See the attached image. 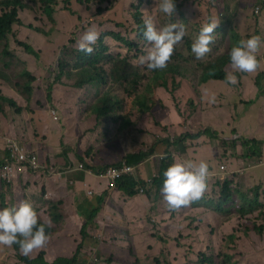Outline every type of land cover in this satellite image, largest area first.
Segmentation results:
<instances>
[{
    "label": "rangeland",
    "instance_id": "1",
    "mask_svg": "<svg viewBox=\"0 0 264 264\" xmlns=\"http://www.w3.org/2000/svg\"><path fill=\"white\" fill-rule=\"evenodd\" d=\"M208 1L202 0L201 6L204 14L207 13ZM258 2L261 4L259 16L253 13L257 3L253 6V3L248 0L244 5L236 8V15L232 22L225 26L228 31L225 36L222 37L223 31H215L217 38L210 44V48L215 47L212 57L223 53L226 47H230L233 44L232 37L235 38L236 34H240L242 39L253 35V32L264 36V29L257 26L259 19L264 16V0ZM30 4L33 9L19 11L21 24L14 27L16 34L9 36V50L15 56L14 58L5 57L2 54L6 41L0 40V58L3 59V64H0V87L7 86L5 90L0 89V95L6 98V102L2 104L3 110L0 111V132L3 133L0 141L1 138L13 137L28 149L35 150L41 159L43 169L31 175L33 181L24 185L22 192H19L13 183L0 184V203L6 202L8 205H12V203L18 204L21 200L28 199L34 208L40 209V217L47 221L49 216L46 203L51 200H44L46 195L43 196V193L46 191L42 187V177H47L53 166L50 159L48 162L44 159L51 151L58 154L62 150V145H68V137L76 138L77 143L78 137L82 133L81 129H91L90 127L94 126V130L91 131L93 133L91 146L93 145L94 148H87L85 154L89 153V150L95 154V163L114 162L117 164L128 153L149 152L155 145L159 146L157 153L136 165L134 175L139 180L154 178L159 169L161 154H165L167 148L176 158L192 159L197 162L205 160L208 164L213 157L220 156V159L217 160L218 168L215 170V176L221 177V180L215 178L214 185L206 184L208 189H205L202 195L206 196V199L192 201L176 210L167 207L166 201L160 196V192L157 191L153 183L152 186L151 184L146 186L149 188L147 193L145 191L144 195H140L137 192L132 201L124 198L128 195L114 188L110 191H117L123 195L112 197L110 193L106 194L107 192L102 194L95 192L90 195L89 190L92 186H87L83 192L78 193V202L82 203V207L75 210L78 217L82 218L79 224L69 221L66 224L71 206L68 201H72L71 196L67 195L65 201L58 200L62 202L66 213L64 221L66 226H61L55 234L49 237L45 248L51 249L56 255L63 253V257H68L67 253L74 252L79 244H83L84 247L80 253L82 258L79 264H200V254L203 252L208 255L214 253L215 262H217V256L220 253L227 252L233 256L236 264H264V234L261 235L259 231L255 230L263 221L264 216L253 214L248 217L246 223H237L235 219H231L230 222H234V224L230 230L229 226L223 229L221 225L223 222L220 221L217 222L216 229L211 213L212 201L219 193L216 181H223L225 176L232 179L234 187L247 196H250L248 192L250 188L258 186L260 188L259 199L264 205V188L261 183V178L264 179V96L257 94L254 84L257 78L262 77L261 68L251 73L236 72L233 69L230 72H234L237 76L236 84L211 80L203 87L200 86L198 90L190 88L193 84V76L190 73L187 74L188 78L186 79L170 74L168 75L169 81L174 78L175 82L180 83L174 96L165 92L163 88H159V101L151 103L150 111H141V113L138 108L128 109L124 87L123 85L115 86L112 77H107L103 84H90L83 88H77L75 83L78 74L75 71L72 72L73 79L64 77L65 86H61L58 91L53 93L54 101L50 103L48 95H51L53 91L48 88L50 77L46 76L58 48L67 43L69 37L74 40L71 45L78 47V41L84 31L90 27L95 28L99 34H104V41L109 47L110 53L127 56L131 62L135 63V60L139 61L140 55L146 52L148 45L144 43L143 38L137 36L138 27L134 20V13L139 10L142 19L149 15L152 16L157 27L160 26L159 17L164 13L159 11L158 0H71L70 5H66L65 0H56L54 21H51L40 2H30ZM212 13L213 18L219 23L225 19L227 10L224 0H217L216 5L212 7ZM190 18L198 20L195 16ZM36 28L44 30L47 35L36 32L38 31ZM111 33L120 34L130 42H141L143 52L136 58L135 47L130 49ZM23 42L33 46L36 51L40 52V56L37 57L27 52ZM184 49H188V45ZM263 53L264 42L261 43L257 54ZM75 56V53L67 51L66 58L70 63H73L72 59ZM188 56L191 58L190 56L194 57V54L190 53ZM20 59H26L28 62L24 65ZM191 60L196 62L200 59L191 58ZM262 68V72H264V62ZM25 69L30 70L36 77L33 80V93H28L24 87L27 79L23 77L22 73ZM186 81L189 86L186 85ZM146 84L147 81L140 86L142 93H146ZM262 84L264 86V82ZM107 94L113 97L112 104L116 108L111 109L110 112L118 110L114 114L118 119L111 123L108 121V123L113 132L114 129H120L126 142L120 143V132L112 138H107L108 124L105 126L102 122L103 119L95 115L92 112L93 108H90L91 105L93 107L98 105V100ZM212 94H215V103L208 102V97ZM53 102L55 104L63 103L64 108H56L53 106ZM55 109H58V116L57 113L55 116L53 115ZM95 118L98 120L97 124ZM203 125L208 129V132L215 134L212 143L210 134L204 129V133L198 139H193L192 142L189 139L184 141L183 138L176 142L175 146L173 144L171 147L167 146L169 143L166 141L167 139L172 138L173 141H177L180 135L201 129ZM76 129H79L78 132ZM233 131L239 133L236 140L232 136L235 134ZM88 132L86 131V134ZM203 138L209 141H202ZM249 139L256 142L258 149L256 156L241 144L242 141ZM115 140L117 142H113ZM160 141L164 142L159 143ZM36 144L37 148L35 149ZM66 151L79 152V147L75 149L73 146L72 150L66 149ZM181 153L185 154L181 156ZM45 161L51 164L50 167ZM77 163L76 159L74 164ZM223 165L226 166V174ZM103 167L106 166H99L98 169ZM83 174L85 177H90L85 172ZM67 178H75V173L68 174ZM34 179L40 181L37 186ZM99 181L100 178L93 177L85 182L93 183L99 187ZM106 181L111 188L113 186L111 181L108 179ZM27 193H32L37 200H34V196L27 197ZM101 196L104 203L98 218L102 215L103 208H112L111 205H107L110 204L109 200L112 197L116 201L113 202V205L118 206L114 216H121L122 218L119 220L132 224L133 227L108 225L105 230L100 228V234L97 229L88 228V231L90 230L89 232L93 234V238L83 239L81 237L82 226L79 227V225L84 223L93 209L90 206L91 199ZM215 203H218V200ZM213 214L223 218L215 213V210H213ZM103 220L107 221L105 217ZM243 224L252 226L249 231L251 233L246 240H239L238 233L243 232ZM231 232L238 242L230 240L229 249H226L224 243ZM58 233H61L64 238L56 235ZM108 236L111 237V240L108 239ZM127 237L128 239H126ZM124 242L125 244H122ZM8 248L9 246H0V264H18V257L14 256L12 251L4 252V249ZM130 249L139 257L140 263L134 256H127V254L131 255ZM39 251V249H35L29 255L33 258L43 255L45 261H51L45 252L40 253ZM85 253L86 256H83ZM49 255H52L51 252ZM110 257L113 259L109 260Z\"/></svg>",
    "mask_w": 264,
    "mask_h": 264
},
{
    "label": "trees",
    "instance_id": "2",
    "mask_svg": "<svg viewBox=\"0 0 264 264\" xmlns=\"http://www.w3.org/2000/svg\"><path fill=\"white\" fill-rule=\"evenodd\" d=\"M248 0H224V6L227 10V15L223 21L218 23L216 29L214 31H223V36L227 34V28L225 27L227 24H230L233 20V18L236 15V8L238 6H242L245 4V2ZM254 6L256 1L250 0ZM30 2H40L44 12L47 14L48 18L51 19V21H54L53 14L55 13V5L56 0H0V40H5L6 44L4 46V51L2 54L5 57L14 58L15 56L12 54V52L9 50V36L15 35V29L14 27L21 24V20L19 17V11L24 9H33ZM66 5L71 4V0H65ZM217 3V0H209L206 14H204V11L202 10V0H176V7L175 12L172 17H168L165 14L163 16L160 15L159 19V25L162 26L163 24L169 23V22H183L185 25V35L182 38L183 41H185L181 46L176 44L174 46L173 53L171 54V57L169 61L167 62V67L162 70H149L144 65L140 64L138 60H135L136 62H131L130 59L127 56H120L115 55L109 52V47L105 44L104 41V34H100V38L97 40L96 44L93 46L94 51L91 54H84L80 51H78V47L72 46L71 44L74 43V40L69 37V40L67 43H64L59 47V50L57 52L56 58L54 59L53 63L50 64L48 75L46 77H50V84L48 85L49 89H52L53 87L57 86L58 84H64L63 80L64 77L67 78H74V75L72 72L76 71V74H78V79L75 83V86L77 88H83L86 85L90 84H103L106 82V78H113L115 81V86L123 85L124 91H125V100L128 104L129 110H134L136 108L139 109V113L141 111H147L151 110L152 105L151 103H156V101H159V88H163L165 92L170 94L171 96H174V92L177 91L180 87V83L175 82L174 78L172 81L168 80V75L173 76H180L184 79L188 78L187 74L190 73L193 77L192 81L193 84L190 87L193 90H198L200 86L203 87L205 83L208 81H225L224 77L227 72L233 71V68L230 63V59L228 56L229 49L236 44L240 39H242V36L240 34H236L235 38L232 37L233 44L229 47H226L224 52L218 55H215L210 58H201L199 62H194L191 60L193 56H190L191 53L190 45L192 41L195 38V36L198 34L200 28L202 25L206 22H208L210 19H213V13H212V7L215 6ZM252 6V7H253ZM259 12H255L253 10V13L255 15L259 16ZM203 14V16H201ZM197 17L198 20L195 21L193 18L190 17ZM189 18V19H188ZM264 16L261 18L263 19ZM188 19V20H187ZM261 19H259L257 26L262 27L261 25ZM134 20L138 27L137 32L139 37L143 38L142 32H143V19L142 14L139 10H136L134 13ZM187 20V21H186ZM186 21V22H185ZM54 23V22H53ZM224 23V24H223ZM222 24V25H221ZM257 27V30H258ZM263 28V27H262ZM264 29V28H263ZM36 32L47 35V33L44 32V30L36 28ZM259 31V30H258ZM117 39H119L122 44L125 46L136 49V58L139 57V54L143 52V48L141 47V42H130L127 39L124 38V36H121L120 34H114ZM252 34H256L253 32ZM49 35V34H48ZM262 42H264V36L261 35ZM235 41V42H234ZM144 43H147L144 41ZM26 49L27 52H29L32 55H35L37 57L40 56V52L36 51L33 46H31L28 43L23 42L22 43ZM188 45V49H184L185 46ZM139 46V47H138ZM70 50L72 54H76V56L72 59L73 63H70V61L66 58L67 51ZM257 57L260 61V66L258 68H261L260 74H262L261 78H257L254 81L257 94L259 96H264V86L262 82H264V72H262V66L264 62V53L263 54H257ZM196 59V58H194ZM19 62V59H18ZM20 62L22 64H26L20 59ZM189 63H195V64H189ZM0 64H3V59L0 58ZM7 65V63H5ZM52 68V69H51ZM23 77L27 79V82L25 83L24 87L27 89L28 93H33V80L36 79L35 76L31 73L30 70L25 69L22 73ZM259 74V75H260ZM258 75V76H259ZM257 76V77H258ZM147 81L146 84V93H142L140 86L143 82ZM187 86V81L185 82ZM32 97V96H31ZM52 97L53 94L48 95V101L52 103ZM118 99V98H117ZM130 99V101H129ZM113 97L110 94L104 95L100 100H98V105L90 106L92 109V112L98 116H100L101 119H103V124L106 126L108 124V137H114L119 132L120 129H118V133H115L111 129V123L115 119H118L115 117V113L118 110H114V112H110L111 109H116L114 104H112ZM150 101V102H148ZM161 101V100H160ZM3 102H6V98L2 95H0V111H2V104ZM150 104V105H149ZM180 108V107H179ZM177 109V106H176ZM19 113L21 111V108L18 110ZM178 113L179 110L177 109ZM180 114V113H179ZM187 119V118H185ZM109 121V123H108ZM36 125V123H35ZM204 129H206V132L210 134L211 140L215 138V134L213 132H208V129L203 125L201 126V129H196L190 131V133H185L180 135V138L177 141H173L172 139H168L166 141H169L167 143V146L169 145L171 147V144L173 146L176 145V142H179L181 139L190 140V142L196 139L200 135L204 133ZM94 130V129H93ZM92 131V130H91ZM235 134H233V138L236 140L237 136H239L238 131L237 133L233 131ZM92 133V132H91ZM2 133L0 132V137ZM93 137V133H92ZM110 138V139H111ZM164 141H160L159 143H163ZM3 146L1 147V153L2 154H9L10 151L8 149L7 142L2 140L0 141ZM242 146L247 148V151H251L252 154L256 155L258 152L257 145L255 140L249 139L244 140L241 142ZM252 145V146H250ZM94 148V146H91ZM159 146H153L152 149L149 152H135V153H128L124 156V159L117 163V165L121 166L124 165V163H127L129 165H138L139 163L146 160L150 155H154L157 153ZM92 153L89 150V153L86 154V156H90ZM165 156L163 159H160L159 169L157 171V174L152 179L153 184L156 186L157 191L160 192V196L162 195L160 189L162 186L163 176L162 172L163 170L170 164L174 158V155L172 154V151H169L168 148L165 150ZM181 153L180 155L182 156ZM64 160H68V152L65 150L63 152ZM40 164L41 159L38 155ZM81 161L84 159L82 157H79ZM47 162L49 160V157H45ZM45 163L50 167V163ZM1 163V160H0ZM106 168L94 170L96 174H101L105 171ZM7 183L4 179L0 178V184ZM140 183H145L143 180H137L133 175H124L121 178L117 179L113 186L109 188L106 192V194L109 193V190L112 188L117 189L121 192H123L125 195H128L130 197H133L136 195L135 187L138 186ZM219 193L216 195L215 200L212 201V210L211 213L213 215V220L215 223V228L217 229V222H223L221 223L222 228H227L229 226V229L232 230L234 222H230L231 219H235V222H243L246 223L248 220V217H250L253 214H257V216H264V205L259 199V190L260 188L258 186L252 187L248 190L250 193V196H247L245 193H243L241 190L234 187V184L231 181L225 180L221 184H217ZM239 196V197H234ZM98 199V200H97ZM97 199H91L90 206L93 208L86 220L83 223L82 231H81V237L83 239L85 238H93V234H91L88 231V228L91 229H97L98 225L95 224L98 222V216L101 210V207L103 205L102 196ZM200 199H206V196H202ZM97 200V201H96ZM218 200V203H215ZM95 201V202H94ZM47 204V213H48V220H43L40 215V209L35 208L38 213V217L40 222L45 223L46 228L45 231L49 234V237L55 234L61 226L64 225V221L66 219V215L64 212V207L62 206V202L58 200H51L46 203ZM12 205H14L12 203ZM8 205V203L3 202L0 203V208L5 206H12ZM213 210H215V213L221 215L223 218H219L213 214ZM50 221V226H47ZM264 217L263 221L258 225V228L255 230L260 232L262 234V231L264 230ZM263 223V224H262ZM252 226L248 224H243L242 233H238L239 240H246L250 237L249 232L251 230ZM248 233V235H246ZM237 237V238H238ZM236 237L231 232L228 235L227 241L224 243L226 246V249H229L228 243L230 240H235ZM238 242L235 240V243ZM5 247V246H4ZM84 245L79 244L76 253L72 255L69 258L66 257H58L53 262H47L43 258V255H39L35 258L31 257L30 255H22L19 251L18 245H13L9 247L8 249H4L5 251H12L14 256H17V262L18 264L24 262L26 264H79L81 262V257H79V254L83 250ZM133 249V248H132ZM40 253H43L44 249H39ZM131 255L127 254V256H134L136 260L140 263L139 257L136 256V254L130 249ZM113 259L112 257L109 258ZM216 257L213 253L212 255H208L206 252H203L200 254V264H236L233 260V256L231 254H228L227 252H222L220 255L217 256V262H215Z\"/></svg>",
    "mask_w": 264,
    "mask_h": 264
},
{
    "label": "clouds",
    "instance_id": "3",
    "mask_svg": "<svg viewBox=\"0 0 264 264\" xmlns=\"http://www.w3.org/2000/svg\"><path fill=\"white\" fill-rule=\"evenodd\" d=\"M254 1L257 3L255 4L254 11L258 12L261 9V4L258 2L259 0ZM175 7L176 0H158L159 11L168 17L173 16ZM256 7H258V11H256ZM218 23V20L214 18L210 19L202 25L195 38L190 40L192 41L190 50L191 53L194 54L193 58L201 60V58L205 59L212 57V51L215 50V47L210 48V44L215 40V38H217L214 30L216 29ZM143 26L142 36L147 42L148 47L146 52L140 55L139 63L144 65L149 70L165 69L167 67V62L173 53L174 46L176 44L181 46L185 42L182 40L186 31L184 23L173 21L157 27L152 16L149 15L143 18ZM99 38L100 34L97 30H95V28L90 27L86 29L78 41V51L86 55L91 54L94 51L93 46ZM261 43V36L259 34H253L248 36L246 39H240L236 44H234L228 52L232 68L236 72H255L260 66L257 53ZM199 61L196 60V62ZM224 79L228 84L234 85L237 83V76L234 72H227ZM208 102L215 103V94L208 97ZM121 133L122 132H120L119 136ZM8 138L17 140L13 137H5L1 139L7 142ZM108 143L109 142L107 141V144ZM26 149L38 156V153L35 150L32 151L27 147ZM7 155L8 154H2L3 157H0L1 162ZM165 155L166 154H161V159H163ZM125 164L129 165L127 163H124V165ZM115 165L117 164L110 166ZM52 166L55 168L53 163ZM110 166L103 168L107 169ZM129 166L134 167V171L137 167L134 165ZM42 169L43 167L41 165V168L37 170L28 169L23 173L16 174L11 181H7L6 179L4 180L7 183L12 184L17 181L19 176L27 173L34 174L40 172ZM95 169L98 170V167H93L90 164L86 165L85 162H81L76 165L69 164L65 167L59 168L58 174L61 176L63 174L81 171L87 173L89 176H93L95 174L100 177H104L102 176L103 173L96 174L94 171ZM208 171L209 165L205 160H199L197 162L192 159H180L174 157L172 162L168 164L162 172L163 181L160 191L162 193L163 200L166 201L167 207L171 210H176L182 206L190 204L192 201L199 200L206 189V177L208 175ZM129 175H133L135 177L134 173ZM136 179L139 180L138 178ZM143 181H145V183H140L137 187H135V191L140 195H144L145 191L147 193L149 188H146V186L149 184L152 186L153 183L152 180V182H148V180ZM224 181L225 180L221 181L219 184ZM111 183L114 184L115 182L111 181ZM141 187L144 188L143 193L139 191ZM47 226H50V221ZM45 228V223L40 222L37 210L28 199L21 200L18 204H14L12 206L0 208V246L11 247L13 245H18L20 253L27 256L33 250L42 249L45 246L49 239V234L45 231Z\"/></svg>",
    "mask_w": 264,
    "mask_h": 264
},
{
    "label": "crops",
    "instance_id": "4",
    "mask_svg": "<svg viewBox=\"0 0 264 264\" xmlns=\"http://www.w3.org/2000/svg\"><path fill=\"white\" fill-rule=\"evenodd\" d=\"M263 21L264 20H261V25L264 28ZM58 50H59V48H58ZM214 51H212V54L214 53ZM56 55H57V53H56ZM55 58H56V56H55ZM21 60L23 62H25V63L28 62L26 59H21ZM61 86H65V84H58L57 86L53 87L52 94L55 91H58ZM6 87H7L6 85H2L0 87V89L2 88V89L5 90ZM7 91H9V90H7ZM68 96H70V95H68ZM52 100H53V97H52ZM56 102H59V100H56ZM53 106H55L58 109H63L64 108V104L63 103L55 104L53 102ZM95 121H96V124H97V121H98L97 118H95ZM90 128L91 129H81L82 133L78 137L79 140H78L77 143L75 141L76 138H73V137L70 136V137H68V140H67L68 145H66V146H63L62 145L61 146L62 147V150L59 151L58 154H56L55 151L54 152L51 151L49 153L48 157L51 160V163H53L55 165V168H53L49 172V174L47 175V177H44V176L42 177V181H43L42 182V187H44L45 188V191H46V192L43 193V196L46 195V198L43 197L44 200H64L67 195H70L71 196L72 201H68V202H70L71 206H70L69 216H67V219H66V224H67L68 221L69 222L76 223V224H79L80 223V220L82 219V218H79L78 217L77 212L75 211V210H78V207H80V208L82 207L81 206L82 203H79L78 202V200H79V194L78 193L79 192H83L86 189L87 186H92V188L89 190V194L90 195H91V192H92V194L95 193V192H98L100 194H102L103 192L106 193V191L109 189L108 182L106 181V179H107L106 177H100L99 175H95V174L93 176H90V177H85L84 174H83V172H81V171L73 172V173H75V178H67V175L68 174H71V173L63 174L61 176H59V174H58L59 173V168L65 167L66 165H69V164L70 165H76V164H74V162H75L76 159L78 160V163L85 162L86 165L90 164L93 167H99V166H103V165H105V166L114 165V162L95 163V159H96V155L95 154H91L90 156H86L85 151L87 150V148H90L91 147L92 138H93L92 137L91 130H93L94 126H92ZM78 130L79 129H76V132H78ZM170 130H173V129H170ZM86 131L87 132L89 131V132L86 134ZM114 132L115 133H118L119 131H118V129H114ZM170 139H172V138H170ZM222 139H223V137H222ZM117 140H115L113 142H117ZM203 140L209 141V140H207L205 138H203L202 141ZM213 141L214 140H211V143ZM123 142H126V140L123 137V133H121V135H120V143H123ZM105 145H107V144H105ZM2 146H3V144L0 143V149H1ZM73 146L75 147V149L77 147H79V152L78 151H76V152L68 151V157H69V159L68 160H64L63 152L66 149L67 150L68 149L72 150ZM65 147H66V149H65ZM36 148H37V144H36L35 149ZM0 153H1V150H0ZM79 157H82L84 159V161H81ZM219 159H220V156H217V157H213L209 161L210 162L208 164L209 165V171H208V175L206 177V184H209L210 186L215 184V178H218V179L221 180V177H216L215 176V174H216V171L215 170L218 168L217 160H219ZM110 161H111V159H110ZM108 164H110V165H108ZM222 167H224L223 170H224V173L226 174V166L223 165ZM31 175H32V173H27V174H24L22 176H19L17 178V181L15 183H13V184L16 185V187L18 188L19 192H22L23 191L22 190V187L24 185H27V183L29 181H33ZM209 176H211V177H209ZM93 177L94 178H100L99 187H96L93 183L85 182L86 180H88L90 178H93ZM103 178H105V179H103ZM223 180H227V181H231L232 182V179H229L226 176L223 177ZM34 181L36 182V186L40 183V181H38L36 179H34ZM220 182L221 181H219V180L216 181V186H217V184L219 185ZM261 183L263 184V188H264V179H262V178H261ZM69 186H73V187L70 188ZM92 189L94 191H91ZM206 189H208V188H206ZM109 193L111 194L112 197L113 196H116V195L119 196V197H121L123 195V194L118 193L117 191H110L109 190ZM33 196L34 195L32 193H27V197L31 198ZM112 197L109 200L110 201V204H107V205H111L112 208H108V209L107 208H103L102 209L103 213L98 218V222H97L98 230L97 231H98L99 234H100L99 231H101L100 228H103V230H105L106 229V226H108V225H114V226H117L118 225L120 227H123L124 225H129V226L133 227L132 224H128L127 222H125L123 220H119V218H122L121 216H114L115 209L118 208V206L116 207V206L113 205V202H116V201ZM33 198H34V200H37L35 198V196ZM124 198L125 199L127 198V199H129L131 201L135 199V197L134 198L133 197L130 198L128 196L127 197H124ZM65 215H66V213H65ZM104 217L107 219L106 222L103 220ZM66 224L64 225V227L66 226ZM80 226H83V224L82 225H79V227ZM63 229L61 230L62 232H63ZM61 233H58L56 235H59L60 238H64V237L61 236ZM263 234H264V230L262 231V234L261 235H263ZM109 236H108V239L111 240V237H109ZM126 239H128V237ZM130 242L132 243L133 240L131 239ZM122 244H125V242L122 243ZM78 246H77V248H78ZM43 249H44L43 251L46 253V256H48L49 260H51L50 262H52V260H55L58 257H63L62 256L63 253H60L59 255H56V254H54L52 252L51 249H47L45 247H43ZM76 251H77V249L74 252L67 253L68 257H66V258H69L72 255H74V253H76ZM50 252L52 254L51 256L49 255ZM64 253H66V252H64ZM83 256H86V253ZM79 257H80V254H79Z\"/></svg>",
    "mask_w": 264,
    "mask_h": 264
},
{
    "label": "built area",
    "instance_id": "5",
    "mask_svg": "<svg viewBox=\"0 0 264 264\" xmlns=\"http://www.w3.org/2000/svg\"><path fill=\"white\" fill-rule=\"evenodd\" d=\"M258 11V7H256ZM58 112L53 110L55 116ZM7 145L10 153L0 163V178L11 181L18 173H23L26 170H37L41 168L39 158L36 154L27 151L26 147L15 139L8 138ZM134 173V167L129 165H115L108 167L102 174V176L108 178L112 182L121 178L124 175ZM148 182H152L151 179ZM141 193L144 192V188L139 189Z\"/></svg>",
    "mask_w": 264,
    "mask_h": 264
}]
</instances>
